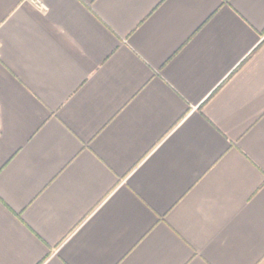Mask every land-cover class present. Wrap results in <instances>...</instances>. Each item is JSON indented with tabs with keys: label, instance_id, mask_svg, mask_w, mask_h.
I'll list each match as a JSON object with an SVG mask.
<instances>
[{
	"label": "crops",
	"instance_id": "obj_1",
	"mask_svg": "<svg viewBox=\"0 0 264 264\" xmlns=\"http://www.w3.org/2000/svg\"><path fill=\"white\" fill-rule=\"evenodd\" d=\"M0 264H264V0H0Z\"/></svg>",
	"mask_w": 264,
	"mask_h": 264
}]
</instances>
